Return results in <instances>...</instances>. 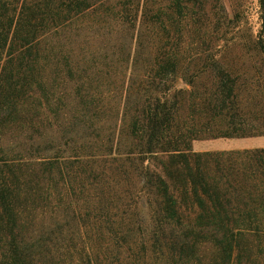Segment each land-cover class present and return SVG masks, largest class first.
I'll use <instances>...</instances> for the list:
<instances>
[{"label":"trees","instance_id":"trees-1","mask_svg":"<svg viewBox=\"0 0 264 264\" xmlns=\"http://www.w3.org/2000/svg\"><path fill=\"white\" fill-rule=\"evenodd\" d=\"M179 4L169 0L163 11L157 0H0V264L73 256L86 264H123L124 257L129 264L254 263L264 240V148L194 152L191 145L264 137V113L257 101L251 112L239 109L221 70L208 94L185 74L190 89L168 86L200 60L183 61L173 50L185 19ZM86 36L108 41L94 74ZM247 44L264 57L261 33ZM103 94L111 99L105 105ZM110 167L115 184L147 195L149 236L125 219L126 198L140 199L133 201L131 188L125 196L105 190ZM43 210L62 220L30 232L37 216L29 212ZM105 237L112 252H100ZM85 241L96 254L83 259L77 245Z\"/></svg>","mask_w":264,"mask_h":264},{"label":"rangeland","instance_id":"rangeland-1","mask_svg":"<svg viewBox=\"0 0 264 264\" xmlns=\"http://www.w3.org/2000/svg\"><path fill=\"white\" fill-rule=\"evenodd\" d=\"M168 1L169 0H157V7L164 11ZM109 2H115V0H109ZM260 2V0H179L181 8H185V19L179 25L181 37H179L180 40L175 43L176 45H174L173 50L178 52V57L183 61H187V59L200 60H197V62L195 61V65L187 70L184 65L174 78L170 77L168 79V86L175 91L182 87H186L180 77L181 74H185L188 77H196L193 79L195 90L208 94L209 90L213 89L217 84V80H214L216 72H220L221 70L224 76H226L224 84H226L227 88H230L233 95L236 96L239 109H243L245 112H251L254 102L257 101L259 104V111L263 115L264 57L254 53L249 48L248 44L247 47L249 49L246 48V42H248L249 37L254 40V37L261 33L264 40V31L262 30V21L260 19ZM84 39L88 41L90 46L89 53H87L88 55L86 56L87 66L91 64V55L95 56L97 61L95 68L91 69L93 73L90 72V74H94L96 70L100 68L98 64H100L103 55V50L101 51L99 48H102L104 44L108 46V41L99 36H86ZM75 60L77 59L75 58ZM204 62L207 64L215 62L219 65V68H209L207 66L202 68ZM117 71H119V69ZM124 74L126 75V82H128L130 72L124 70ZM114 80H116L118 85L121 84L120 82L123 80V74L121 75L117 72L114 76ZM186 88L190 89V87ZM105 91L106 87L102 86L101 92L104 93ZM173 93L172 91L170 95H173ZM109 96V94H103V99L105 100L103 102L104 105L106 101L111 100L108 99ZM182 98H185V101L187 99L185 95ZM117 102V100H114L110 103L114 113L115 108H120L119 106L117 107ZM188 112L189 110L185 108L184 114L181 115L183 120L188 121ZM98 126L106 127L107 125L101 122ZM105 134L106 133H101V136ZM114 168L115 167H110V169L104 170L105 175L110 177L107 186H105V190L110 192L111 195L123 196L126 189L131 188L129 193L132 195L133 201H137L138 198L140 199L137 205H132L129 199L126 198L127 204L131 207L127 209V217H125V219L138 223L142 227L144 235L149 236L152 230V223L151 215L149 214V206L147 205V195L140 192V186L137 187L136 180L132 182L136 185L135 187L128 186L124 183L115 184L113 182V176H115L116 172ZM91 200L92 201L89 203L93 206L95 201L94 199ZM136 206L137 208H135ZM80 207H83L81 203L76 207L77 213H83ZM125 207L128 206L125 205ZM135 209L138 211V215L131 216ZM46 211H36L34 214L29 212L30 215L37 216L31 224L32 227L30 228V232L38 231L41 227L42 229L46 228L52 220H62L61 216H57L58 213L52 214V210ZM184 217L185 219H192V216ZM92 225L93 223H90L89 227L81 228L82 232L92 230ZM28 227H30V225ZM90 234L91 233L87 232V236ZM137 234V232H134V235ZM74 235L78 236L77 234ZM94 238L95 237H92V240H94ZM101 244L102 247L100 252L108 253L112 252L114 249L108 237H105ZM77 246L78 249L84 253L80 252L83 259L85 258V253H90L91 256L96 254L94 248L93 250L91 249L88 241H85L84 244L80 243ZM261 249L262 251H259L258 254L253 257V264H264V240L261 242ZM124 262L123 264H129L130 258L124 257ZM60 264L86 263H84V261H79L76 256H73L72 260Z\"/></svg>","mask_w":264,"mask_h":264},{"label":"crops","instance_id":"crops-1","mask_svg":"<svg viewBox=\"0 0 264 264\" xmlns=\"http://www.w3.org/2000/svg\"><path fill=\"white\" fill-rule=\"evenodd\" d=\"M264 148V137L247 138V139H215L194 141L192 150L194 152L208 151H228Z\"/></svg>","mask_w":264,"mask_h":264}]
</instances>
